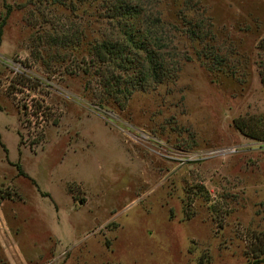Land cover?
<instances>
[{"label": "rangeland", "instance_id": "rangeland-1", "mask_svg": "<svg viewBox=\"0 0 264 264\" xmlns=\"http://www.w3.org/2000/svg\"><path fill=\"white\" fill-rule=\"evenodd\" d=\"M155 16L164 74L109 93L93 44ZM262 74L264 0H0V264L262 257Z\"/></svg>", "mask_w": 264, "mask_h": 264}, {"label": "trees", "instance_id": "trees-1", "mask_svg": "<svg viewBox=\"0 0 264 264\" xmlns=\"http://www.w3.org/2000/svg\"><path fill=\"white\" fill-rule=\"evenodd\" d=\"M119 12H122L121 15L124 18H128L129 13L131 14L132 12V7L125 2H122V4L113 3L109 7L108 16L112 18L116 15L119 16ZM149 18L150 19L145 23L146 26L144 29H138L137 26L133 28V23L130 25L120 18L122 31L117 33L113 39L104 38L93 44V62L101 68L99 72L107 68L106 64L111 68L109 69L111 73L108 75V79L111 80V86L109 84L108 87L109 93L120 91L118 88H120L119 86L123 82L132 86L137 85L141 87L146 79L160 80L161 76L164 74L166 53L161 50L163 46H160V43L158 44L159 46H153V41L145 37L148 36L146 34L147 31V33L150 32L151 35L152 32H154L153 40L155 39L159 42L163 39V35L160 32L161 23L156 16ZM156 32L158 34H156ZM101 74L102 73H99V75ZM105 81L108 83L107 79H105ZM261 81L264 84L263 74L261 75ZM122 88L121 90L127 95L129 93L128 87L125 86ZM233 125L240 132L251 138H264V128L254 127L249 119L235 117L233 118ZM18 167L17 165V168ZM18 171L24 174L19 168ZM257 262H264V255L243 264H256Z\"/></svg>", "mask_w": 264, "mask_h": 264}]
</instances>
